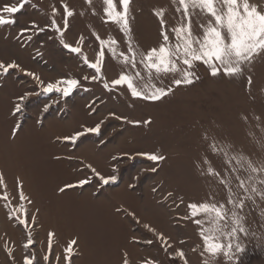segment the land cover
<instances>
[{
	"label": "rangeland",
	"instance_id": "rangeland-1",
	"mask_svg": "<svg viewBox=\"0 0 264 264\" xmlns=\"http://www.w3.org/2000/svg\"><path fill=\"white\" fill-rule=\"evenodd\" d=\"M19 2L0 0V9ZM249 2L264 6V0ZM63 4L74 12L68 18L65 42L75 46L82 36L83 55L63 48L59 34L51 27L53 7L58 13L57 24H63ZM114 4L122 10L119 0ZM105 7L103 0H28L14 14V25L0 26V60H15L45 82L64 78L82 82V87L66 98L56 93L32 95L22 111L13 115L20 95L40 89L22 72L0 77V174L6 185H0V264H23L26 255H34L38 264H66L65 249L71 240L77 241L71 264H122L125 253L130 264H182L170 258L171 249L166 252L145 224L168 237L174 248H182L190 264H203L206 257L200 255L196 226L177 219L185 214L189 202H207L213 197L220 200L226 195L227 189L218 178L202 173L208 167L221 171L235 189L237 181L232 177L236 173L229 176V172L233 165H240L231 157L240 156L257 168L264 163V58H257L247 69L246 75L253 79L250 87L246 77L212 78L200 66L195 69L198 81L175 88L162 101L133 100L125 89L108 91L103 86L107 82L111 88V81L125 70L118 56L127 51V39L119 26L105 22ZM175 9L176 0H132L129 23L133 47L144 51L156 46L159 27L154 11L164 10L172 26L179 19ZM33 24L45 31L33 30L31 41L18 40L20 29ZM193 24L199 31L195 17ZM97 35L117 42V56L105 46L100 74L103 79L98 76L96 81H85L83 77H90L94 70L83 63V56L94 62L99 52ZM137 83L142 88L152 83L162 86L160 81ZM167 83L164 79L163 85ZM46 105L50 106L47 113L43 112ZM131 120L141 123L135 125L128 122ZM145 120L150 123H143ZM98 123L99 135L87 134L76 145L62 139ZM16 124L20 130L12 136ZM144 152L163 154L166 159L153 162L139 155ZM86 164L105 176L115 175L116 182L101 187ZM153 167L157 171H151ZM240 175H252L251 184L261 188L259 176L264 173L257 176L241 168ZM85 177L91 178V183L59 191L65 184H75ZM17 181L31 204L19 200ZM240 194L251 199L244 209L248 236L239 264H264V201L258 193L241 190ZM5 195L7 207L2 199ZM181 198L184 204H180ZM21 203L30 214L37 215L30 232L34 244L27 249L28 230L9 219ZM50 232L55 235L49 260L45 261ZM192 248L197 250L193 252Z\"/></svg>",
	"mask_w": 264,
	"mask_h": 264
},
{
	"label": "snow or ice",
	"instance_id": "snow-or-ice-1",
	"mask_svg": "<svg viewBox=\"0 0 264 264\" xmlns=\"http://www.w3.org/2000/svg\"><path fill=\"white\" fill-rule=\"evenodd\" d=\"M27 2L28 0H21L18 4L3 6L0 9V26L14 25L16 23L14 14L18 13ZM103 2L106 5L103 9L104 16L107 18L105 22L118 25L120 32L123 33V38L127 39L126 53H120L118 56V59L122 57L125 70L118 78L111 81V88L107 82L104 83L103 86L106 90L125 89L133 100L159 102L173 94L175 88L190 86L198 81L200 77L195 69L200 66H203L212 78L240 79L246 77L247 85L250 87L253 84L252 76L246 75V73L257 58H264V6L250 3L249 0H176L175 10L179 14V19L175 25L169 26L164 10L154 11L159 27L158 44L150 49L138 51L133 47L131 41L132 29L129 16L132 0H119L121 11L117 10L114 0H103ZM57 14V9L53 7L51 27L55 33L59 34L61 45L70 53L83 55L80 46L84 39L82 36L80 43L75 46L65 42L68 18L74 15L73 10L68 4L62 5V12L60 13L63 18L62 25L57 24L55 20ZM194 17L197 18L199 31L194 29ZM33 30L44 32L45 28L33 24L30 28L20 29L17 39L31 41ZM96 39L99 41V52L95 56L94 62L83 56V63L94 70L90 77H83L85 81H96L97 77L100 76L106 57L105 46H107L108 52L117 56L115 48L117 42L115 40L106 41L98 35ZM13 71L22 72L25 76L30 77L40 89L39 92L33 90L20 95L14 104L13 115L22 111L25 101L32 95L56 93L66 98L77 87H82L81 80L76 78L45 82L40 76L33 71L26 70L15 60H0V77H7ZM100 78L103 79L102 76ZM164 79L168 80L167 85H163ZM145 80L160 81L162 86L152 83L147 88L140 87L137 82ZM49 108L50 106L46 105L43 112L47 113ZM117 118L126 119L124 117ZM128 122L135 125L141 123L138 120ZM143 123L148 124L150 121L145 120ZM19 130L20 125L16 124L11 135L16 136ZM100 130L101 125L98 123L93 127H85L83 130L75 131L62 139L76 145L87 134L99 135ZM139 155L157 163L166 159L163 154L144 152L139 153ZM113 159L115 160L116 157ZM230 160H235L236 165H240V168L233 165L229 172V176L233 172L236 173L232 177L237 181L235 189L232 187L231 180L226 178L223 172L208 167L202 174L218 178L219 184L227 189L226 195L220 200L213 197L207 202H189L185 206V214L177 218L196 226L200 238V255L206 257L203 264H239L241 256L246 251L244 238L248 236V228L245 226L247 216L244 214V209L247 207V200L251 199L248 195L242 196L240 191L242 190L245 194L249 192L258 193L261 201H264V176H259L260 173H264V163L260 168H257L251 161H244L240 156L231 157ZM203 162L208 164L209 160L205 159ZM85 167L90 169L92 176L97 178L101 187L115 183L117 180L115 175L105 176L101 174L91 164H86ZM241 168H246L250 174H257L261 188L257 189L251 184L252 175L247 178L242 177L240 175ZM151 171L155 172L157 169L153 167ZM89 183H91V178L85 177L79 179L75 184H65L59 191L63 193L67 189L82 188ZM0 185H5L2 174H0ZM17 187L19 200H27L31 204L32 201L25 195L20 181H17ZM168 195L171 197L173 194L169 192ZM2 199L6 202L5 206L7 207L8 196L5 195ZM180 204H184L183 198L180 199ZM9 211L11 213V209ZM38 211L37 209V213ZM21 212L23 216H21ZM9 219L28 230L29 236L24 247L27 249L33 245L34 240L31 238L30 232L34 230L37 215L30 214L25 205L21 203L16 214L10 215ZM144 227L153 232L166 252L171 249L170 258L178 259L182 264H190L182 248H174L168 237L150 228L148 224H145ZM54 235L52 232L48 234L49 253L44 256L45 261L49 260L52 251L51 241ZM145 243L151 244L153 241L146 240ZM180 243L183 244L184 241L182 240ZM76 245V240H71L68 243L64 254L66 264H71V256ZM196 250V248H192L193 252ZM23 264H38V261L34 255H26L23 258ZM122 264H130L127 253L122 256ZM144 264H154V262L145 261Z\"/></svg>",
	"mask_w": 264,
	"mask_h": 264
},
{
	"label": "bare ground",
	"instance_id": "bare-ground-1",
	"mask_svg": "<svg viewBox=\"0 0 264 264\" xmlns=\"http://www.w3.org/2000/svg\"><path fill=\"white\" fill-rule=\"evenodd\" d=\"M128 199H129V201H132L131 198H128ZM113 202H114V201H113ZM112 205H114V204H112ZM103 207H104V206H103ZM104 209H106L107 212H106L105 210H104V211L106 212L108 218L112 221V220H113V217H112V215L109 213V210H107V207H106V206L104 207ZM56 211H57V210H56ZM58 212H59V211H58ZM108 213H109V214H108Z\"/></svg>",
	"mask_w": 264,
	"mask_h": 264
}]
</instances>
